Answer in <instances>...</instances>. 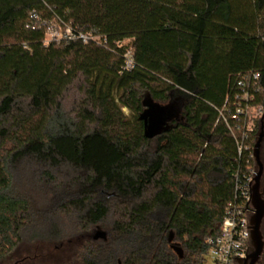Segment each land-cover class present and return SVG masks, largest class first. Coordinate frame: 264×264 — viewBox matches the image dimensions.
Wrapping results in <instances>:
<instances>
[{"label":"trees","instance_id":"16d2710c","mask_svg":"<svg viewBox=\"0 0 264 264\" xmlns=\"http://www.w3.org/2000/svg\"><path fill=\"white\" fill-rule=\"evenodd\" d=\"M51 25L77 37L46 45ZM252 74L264 108V0H0V263L65 217L109 233L84 264H208L254 166L261 120L242 158L231 132ZM149 104L175 107L151 139Z\"/></svg>","mask_w":264,"mask_h":264},{"label":"built area","instance_id":"2783aa9c","mask_svg":"<svg viewBox=\"0 0 264 264\" xmlns=\"http://www.w3.org/2000/svg\"><path fill=\"white\" fill-rule=\"evenodd\" d=\"M31 19L35 25L39 23V18L36 14H32ZM76 37L69 27L64 29L61 26L51 25L46 34L45 44L48 45L51 42H58L62 39H75ZM78 38L84 44H88L91 41L102 43L100 38L84 34H79ZM133 67V53L128 51L125 55L124 70L129 71ZM234 87H238L241 90V95H237L232 119L238 120L244 117L246 121V132L244 131L241 138H237L235 134V131L239 128H231V132L237 142L239 156L242 158L244 151L248 150V147H246V141L249 138L248 132H252L254 129H250L248 123L253 121V126H255V123L263 118L264 108L254 105L256 94L259 92V76L257 74L240 77ZM252 110H257L255 118L251 117L250 111ZM227 112H230V109H227ZM253 152L254 149L251 158L254 161V166H256ZM254 166H246V171L241 176L243 185L240 184L239 179L241 177L239 173L236 175V199L228 205L226 217L219 227L218 235L206 239L207 244L210 246L209 258L211 264H239V262L246 260L250 252L251 228L249 227L251 226L250 219L254 212L247 209V205L250 202V185L256 175L252 173Z\"/></svg>","mask_w":264,"mask_h":264},{"label":"rangeland","instance_id":"374dc122","mask_svg":"<svg viewBox=\"0 0 264 264\" xmlns=\"http://www.w3.org/2000/svg\"><path fill=\"white\" fill-rule=\"evenodd\" d=\"M124 113L128 118L131 115L127 110H124ZM250 114L252 118H255L257 110L250 111ZM253 125L254 122L249 121L250 129L254 128ZM261 158L264 164V143ZM257 171L258 168L254 166L252 173L256 174ZM262 189L264 191V177ZM50 197V194L45 192L41 202L50 203ZM47 224L48 232H42L39 239L36 238L38 229H28L24 233L25 242L18 247L13 257L0 264H84V258L88 256L92 247L101 256H105L108 251L106 244L109 233L105 228L96 227L89 231H82L76 227L74 221L65 217ZM262 230L264 235V223ZM261 262L264 264V257ZM210 263L211 260L208 258V264Z\"/></svg>","mask_w":264,"mask_h":264},{"label":"water","instance_id":"95a60500","mask_svg":"<svg viewBox=\"0 0 264 264\" xmlns=\"http://www.w3.org/2000/svg\"><path fill=\"white\" fill-rule=\"evenodd\" d=\"M175 114L173 105L163 107L156 104H149V110L141 115V120L144 122L145 135L148 138H153L166 125L167 121L172 119ZM264 143V116L261 119V126L257 140L254 146V159L258 171L253 182L250 185V202L247 209L254 212L250 219L251 241L250 252L246 260L239 264H258L264 253V235L262 231L264 223V191L262 189V181L264 177V164L261 158L262 145Z\"/></svg>","mask_w":264,"mask_h":264},{"label":"flooded vegetation","instance_id":"af4514ba","mask_svg":"<svg viewBox=\"0 0 264 264\" xmlns=\"http://www.w3.org/2000/svg\"><path fill=\"white\" fill-rule=\"evenodd\" d=\"M262 185H263V181H262ZM263 257H264V253H263V255H262V257H261V260H260V262L258 263V264H262V259H263Z\"/></svg>","mask_w":264,"mask_h":264}]
</instances>
